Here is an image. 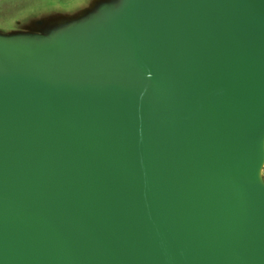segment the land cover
<instances>
[{
  "label": "water",
  "instance_id": "95a60500",
  "mask_svg": "<svg viewBox=\"0 0 264 264\" xmlns=\"http://www.w3.org/2000/svg\"><path fill=\"white\" fill-rule=\"evenodd\" d=\"M0 264H264V0L0 23Z\"/></svg>",
  "mask_w": 264,
  "mask_h": 264
},
{
  "label": "rangeland",
  "instance_id": "374dc122",
  "mask_svg": "<svg viewBox=\"0 0 264 264\" xmlns=\"http://www.w3.org/2000/svg\"><path fill=\"white\" fill-rule=\"evenodd\" d=\"M77 1L78 0H0V23H7L32 7L38 9L47 5L70 6Z\"/></svg>",
  "mask_w": 264,
  "mask_h": 264
}]
</instances>
